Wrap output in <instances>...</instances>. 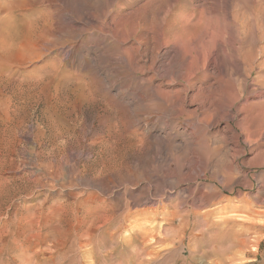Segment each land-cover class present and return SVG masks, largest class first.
<instances>
[{
    "label": "rangeland",
    "instance_id": "obj_1",
    "mask_svg": "<svg viewBox=\"0 0 264 264\" xmlns=\"http://www.w3.org/2000/svg\"><path fill=\"white\" fill-rule=\"evenodd\" d=\"M57 1V82L0 97V264H264V147L223 113L264 95V0Z\"/></svg>",
    "mask_w": 264,
    "mask_h": 264
},
{
    "label": "bare ground",
    "instance_id": "obj_2",
    "mask_svg": "<svg viewBox=\"0 0 264 264\" xmlns=\"http://www.w3.org/2000/svg\"><path fill=\"white\" fill-rule=\"evenodd\" d=\"M45 2L48 3L47 7L42 8L41 6L44 5ZM65 10H67V8ZM61 26L60 8L57 0H0V97H5L7 91L11 89L13 84H16V87L21 88L22 90L19 94L25 95L26 97L31 90L35 91V88L37 89L40 84H44L46 80H48L50 84L57 82L60 67V59L57 52V29H60ZM64 27L68 32H73L74 26L70 22L65 23ZM97 29L100 30L101 26ZM45 46L47 49H50V52H52V55L49 58H44L45 55L43 49L46 48ZM13 50L20 52L24 58V61L21 62L16 70H13L14 66H11L7 57V54ZM181 50L184 57L187 54L190 56L187 61H185V64L183 65L184 68L186 70H192L193 64L196 62V56L192 54L194 49L187 50V48L183 47ZM163 54V60L165 61L171 53L169 50L167 52L165 51ZM27 61L42 62L37 69H34L38 72L37 74L35 73L36 75L29 72L30 70H25L23 65L26 64ZM195 71L192 74H194ZM13 75H16L17 77L15 81L12 79ZM135 95L137 96V100L141 99V96L136 92L133 93L132 97ZM257 95L258 101L256 100L253 103L250 101V105H248L249 102L247 104L250 106L251 111L248 115L243 116V113L249 109L246 110L241 106L236 107L235 111L231 112L233 103L225 106V108H223V113L230 118L237 116L238 121L236 122V126L242 130L245 142L253 141L258 147L262 148L264 147V95L262 93H257ZM132 97L128 98L126 106L130 107L133 104L135 100ZM221 115L216 117L217 120L215 123H219L222 119ZM252 122L256 124V129L253 131L249 129V125ZM151 128L156 129V126L151 125ZM226 128L228 129L229 125H227ZM154 134L160 141L173 137L171 132L164 129V126H160ZM237 137V135L234 136V139L236 138L235 142H237ZM261 157L264 158V151L261 154ZM243 244L244 243H242V245ZM255 249L256 248H252V251Z\"/></svg>",
    "mask_w": 264,
    "mask_h": 264
}]
</instances>
